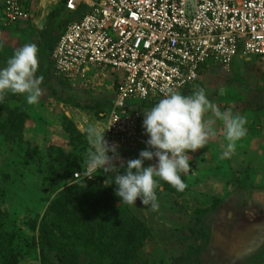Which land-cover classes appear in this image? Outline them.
I'll return each mask as SVG.
<instances>
[{
	"label": "rangeland",
	"instance_id": "374dc122",
	"mask_svg": "<svg viewBox=\"0 0 264 264\" xmlns=\"http://www.w3.org/2000/svg\"><path fill=\"white\" fill-rule=\"evenodd\" d=\"M46 8L45 13L55 14L48 15L43 31L36 30L30 22L0 28L3 54L8 56L28 43L38 47L45 39H53L61 22L73 16L59 6L47 4ZM232 67L226 77L216 66L205 72L232 87V93H227L234 105L220 97L221 93L213 99L207 97L221 111L231 109L233 114L245 116L249 133L255 127L252 121L259 115L255 111L264 113L261 100L259 104L251 100L264 96V64L253 57L237 58ZM52 81L55 97L72 100L80 107L60 104L44 87L36 105H28L18 94L7 95L0 105L2 120L12 111H24L27 115L20 136L0 135V215L14 219L21 233L19 244L8 247L4 243L6 232H0V251L5 249V259L1 257L0 264H264V143L255 145L250 136L244 143L238 142L235 152L218 164L201 161L197 150L189 152L190 172L182 177L187 188L177 192L160 181L159 212L150 211V206L142 205L139 199L135 206L121 204L115 195L114 174L100 171L95 182L83 189L64 176L63 171L79 148L86 152L90 149L84 131L87 122L104 129L108 113L98 118L84 107L91 104L92 95H98L102 101L109 98L113 85L103 81L94 95L99 87L82 92L69 88L67 83L64 89L55 79ZM205 83L211 87L210 80ZM186 94L189 92L182 95ZM225 103L232 104L231 108L223 110ZM138 104L139 100L128 102L130 107ZM235 105L242 106L240 113ZM205 118L212 121L217 131L224 126L211 112ZM74 130L85 134V138L78 139ZM221 134L209 139L210 153L214 152L215 141L224 144ZM142 150H146V144L138 151L118 148L119 159L113 162L117 167L121 163L126 165L139 158ZM156 162L154 158L143 166ZM105 181L113 183L106 186ZM71 188L80 190L82 199L90 202L84 222L75 220L65 226L59 216L51 213L47 230L52 238L38 227L31 231L29 223L33 216L40 214V221L49 212L51 201ZM76 212L85 215L80 208Z\"/></svg>",
	"mask_w": 264,
	"mask_h": 264
},
{
	"label": "built area",
	"instance_id": "2783aa9c",
	"mask_svg": "<svg viewBox=\"0 0 264 264\" xmlns=\"http://www.w3.org/2000/svg\"><path fill=\"white\" fill-rule=\"evenodd\" d=\"M40 1L0 0V27L34 21ZM58 2L79 17L65 26L52 52L57 73L78 76L84 88L107 78L106 69L119 74L104 127V138L117 149L122 140L139 141L144 134L142 113H118L129 101H156L168 88L182 92L203 66L229 73L238 55L264 63V0ZM96 172L86 176L85 168L73 178L89 181Z\"/></svg>",
	"mask_w": 264,
	"mask_h": 264
},
{
	"label": "clouds",
	"instance_id": "9594fccd",
	"mask_svg": "<svg viewBox=\"0 0 264 264\" xmlns=\"http://www.w3.org/2000/svg\"><path fill=\"white\" fill-rule=\"evenodd\" d=\"M38 53L37 45L25 44L14 51L5 67H0V105L9 94L23 96L28 105L39 103L43 77L37 75L40 67ZM209 112L224 125L223 155L234 153L237 143L247 135L245 116L235 115L231 110L221 111L208 99L204 88L194 90L191 95H182L168 88L163 98L143 113L142 127L149 137L145 142L146 150L126 165L121 163L117 167L113 162L119 159L118 146L115 142L110 145L104 138L105 130L109 128L102 129L87 122L84 131L90 149L85 175L96 171L114 174L115 195L121 204L135 206L139 199L142 205L150 206V211L159 212L157 191L160 181L167 182L177 192H183L187 185L182 177L190 172L188 153L205 148L209 139L216 135L212 121L205 118ZM154 158L157 161L154 165L143 166L145 161ZM121 169L123 174H120ZM110 184L105 181L106 186Z\"/></svg>",
	"mask_w": 264,
	"mask_h": 264
},
{
	"label": "trees",
	"instance_id": "16d2710c",
	"mask_svg": "<svg viewBox=\"0 0 264 264\" xmlns=\"http://www.w3.org/2000/svg\"><path fill=\"white\" fill-rule=\"evenodd\" d=\"M61 10H63V7L61 6ZM68 13V12H67ZM51 14H55V12H52ZM79 17V13L77 14H73V16L71 17V19H64L61 24L58 27L57 32L54 34L53 39H45L44 42L40 43V48L41 50H43L45 48V52L42 53V63H41V67H39V70L37 75L38 76H42L43 77V81L40 85V87H44L46 89H48L50 91V96L55 99L57 102H59L60 104H67V105H71V106H75V107H80L78 104L74 103L72 100H67V99H62L60 97H55L56 93L54 91H52L51 89V85L53 83V79L56 80L57 84H59L60 87L66 89V86L64 85V83H67L69 88L74 89L75 91H82L85 92L89 91L90 89H94V88H100L101 83L103 81L106 80V77L103 79H98L96 78L94 80V84L93 85H89L87 88H84V83L85 80L78 78V76H74L73 78L69 79L68 77H66V75H62L57 73L53 60L51 58L52 56V52L55 49V46L57 44V40L58 37L64 32L65 26L72 20L74 19H78ZM1 28V27H0ZM12 51V50H11ZM13 51L7 56L6 54H3L1 52V46H0V63L2 64L3 67L6 66V62L9 58L12 57L13 55ZM215 65H210V66H203L200 70L205 72V69L208 67L213 68ZM217 67V66H216ZM219 68V67H218ZM220 69V68H219ZM221 70V69H220ZM45 71V72H43ZM107 71V75L108 76H112L113 77V90H115V88L118 85V75L116 72H111L109 69H106ZM199 72V74H200ZM100 89H97V91L94 93V95L98 94V91ZM186 91V90H184ZM183 92V91H182ZM181 92V93H182ZM98 96V95H97ZM115 99V93L114 91L109 94V98H107L106 100H101V98H96V96L92 95V102L91 104H88V106L86 105L84 108L89 109V111L94 112V115H96L98 118H100L101 116H107L106 114L110 113L111 109L113 108V101ZM161 100V99H160ZM159 100V101H160ZM159 101H150V100H142L139 101V104L136 106H132L130 107L128 105V103L126 104V108L123 109H118V113L122 116H126V115H133L135 112H140L142 113L143 110L148 109L153 107L156 103H158ZM82 108V107H81ZM27 118V115L24 111H18V112H10V114L8 115L7 118H5L4 120H0V135H5L4 137L8 136L10 134V136L12 138L14 137H18L20 136V134L23 131L24 128V122ZM71 129L72 128L71 126ZM14 135V136H13ZM73 135L77 136L78 139H82L85 138V134H81L78 131L74 130ZM148 137L146 136L145 132L143 134V136L140 138L139 141H135V139L133 140L132 138L130 139H124L121 141V145L119 148H129V149H133L134 151H138L140 150L144 144H146L145 142L147 141ZM88 147V146H86ZM87 153L86 150L79 148L76 152V154H72V159L71 163L67 166V169H64V176L67 175V177H70L73 181H75L76 183L79 184L80 188L86 189L87 185H91L92 183L95 182L96 178L99 175L100 171H97L96 174L93 176L92 180H85V179H79V180H74L73 175L76 172H81L83 171L86 166H87ZM77 159L79 162H77ZM84 194V193H83ZM82 193L80 192V190L78 189H74L71 188V190H65L62 193L57 195L56 200H52L51 203L48 206V213L45 215H43L42 219L39 221V215L40 214H35L33 216V220L30 221V229L31 231H34L36 229V227H38V229L40 230L41 233H44L46 235H48L49 237H53V234L48 233V227L47 225L50 223L48 222L49 220V215L52 213L54 216H59V218L61 219L62 223H64L65 226H67L69 223L74 222L75 220L77 221V223H83L84 220L86 219L87 215H86V208H87V203L89 204L90 202H88V199H82ZM84 197H87V195L85 194ZM92 202H94V198L91 197ZM91 206L93 208V203H91ZM82 209L85 211V215L82 214H77L76 209ZM71 211H73L74 216H71ZM49 214V215H48ZM10 221V222H9ZM75 221V222H76ZM10 223V224H9ZM51 226L53 227V224L51 223ZM5 231L7 234L6 240H5V244L8 247H14L16 245L19 244L20 242V230L16 225V222L13 220H11L9 217L5 216V215H0V232ZM4 234V233H2ZM56 237H58L56 235ZM56 241L58 238H56ZM56 244V243H55ZM5 249L2 248V250L0 251V258L3 257L5 259V256L2 254L4 252ZM10 260V259H9ZM8 260V262H10ZM7 261L4 262V264H6Z\"/></svg>",
	"mask_w": 264,
	"mask_h": 264
},
{
	"label": "crops",
	"instance_id": "0c3cea01",
	"mask_svg": "<svg viewBox=\"0 0 264 264\" xmlns=\"http://www.w3.org/2000/svg\"><path fill=\"white\" fill-rule=\"evenodd\" d=\"M47 4L48 5H53L54 7L55 6H59L60 9H62L61 8V4L58 2V0H41L40 3H39V11L37 12V13H40V16H37L36 15L37 13H36L35 14L34 21H32V22L29 21L31 23L30 25H33L36 28V30L43 31L44 26L46 24V18L48 17V15L51 14V13H49V14L48 13H45V10L47 9L46 8L47 7ZM48 12H49V10H48ZM42 18H44V26H43L42 29H38L37 28V25H38V23L40 22V20ZM38 49H39L38 58L39 59H42L41 58L42 57V52H41V49H40V46L39 45H38ZM237 58L249 59V58H252V57L245 58V57H241L240 55H238L235 59H237ZM253 58L260 61V59L257 58V57H253ZM233 61H232L231 67H230L229 74H231V70L233 68L232 67L233 66ZM41 63H42V61L40 62V67L42 66ZM261 63H263V62H261ZM212 70H213V68H211V67H208V68L205 69V71H212ZM219 71H221L222 74H224L223 76H225V77H226V75H229L228 73H224L220 69H219ZM106 80L108 81L109 84L113 85V77L112 76H108L106 78ZM208 80H210V82H211V87H208V85H206V83H205ZM55 82H56V80H55ZM232 86H234V85H232ZM199 88H204L206 90L207 96L208 97L209 96L212 97V99L214 97H217L218 94L221 93V95L219 94L220 97H226V100H228L229 102L232 103V100L229 98V95L227 93V92H231L232 93V90H233L232 87L231 88H228L223 83V81L216 80L215 77L211 75V73L210 74H207L206 72L201 71L200 74H199L198 80L191 87H189V88L186 89V91L189 92V94H186V95H191L194 90H198ZM98 89H100V88H98ZM216 90H217V92H216ZM111 91L113 92L114 90L112 89ZM184 92L185 91H183L182 94ZM256 97H257L256 99L255 98L254 99L251 98V100L254 101L255 103H258V104H259V101L261 100L262 105H260V107H261V109L264 110V96H256ZM222 99H224V98H222ZM222 99L219 98L218 100H222ZM215 102L217 103L218 101H215ZM232 104H229L230 105L229 106V105H227L225 103L224 105H226V107H224L223 110L224 109H230ZM149 109L150 108L145 109V110H149ZM236 109H238V113H240V110H242L243 108H242V106H236L235 107V110ZM246 109H248V108L246 107ZM145 110H143L142 114L144 113ZM255 112H258L259 115L256 118V120H253L252 121L253 126H255L254 127V130H251V131L249 130V133L247 132V135L241 141H239L241 143H244V141H246L247 138L250 139V136L253 138L252 140L255 141V145H260L261 144L260 142L264 143V136H263L264 135V113H261V112H259L257 110ZM212 117L215 119V117H214L213 114H212ZM216 121H218V120H216ZM212 127L215 129L214 126H212ZM223 129H224V126H222V128L220 130H218V131L215 130L216 131V135L214 137L219 136L221 134V132H223L222 131ZM221 135H223V133ZM222 138H224V136ZM210 139H213V137H211ZM221 143H225L224 139L221 140ZM213 147H214V149H213L214 152H211V153L208 151L209 148L207 146L205 148H203V149H197V151L199 152L198 154H199V158L201 159V161H210V163H212V164H218L219 161L226 160L225 158L228 157V156L225 157L223 155V152L225 150L224 149V144L223 145H220V143H218L217 141H215L213 143ZM211 151H212V149H211ZM261 159H262V157H261ZM247 182L250 184V181L249 180H247ZM257 188L258 187L254 188V189L257 190Z\"/></svg>",
	"mask_w": 264,
	"mask_h": 264
},
{
	"label": "water",
	"instance_id": "95a60500",
	"mask_svg": "<svg viewBox=\"0 0 264 264\" xmlns=\"http://www.w3.org/2000/svg\"><path fill=\"white\" fill-rule=\"evenodd\" d=\"M43 26H44V18H42V19L40 20V22H39L38 25H37V28H38V29H42Z\"/></svg>",
	"mask_w": 264,
	"mask_h": 264
}]
</instances>
